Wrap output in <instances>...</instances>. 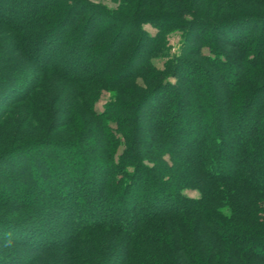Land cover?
Returning a JSON list of instances; mask_svg holds the SVG:
<instances>
[{"label": "trees", "instance_id": "obj_1", "mask_svg": "<svg viewBox=\"0 0 264 264\" xmlns=\"http://www.w3.org/2000/svg\"><path fill=\"white\" fill-rule=\"evenodd\" d=\"M111 1L0 0V264H264V0Z\"/></svg>", "mask_w": 264, "mask_h": 264}, {"label": "rangeland", "instance_id": "obj_2", "mask_svg": "<svg viewBox=\"0 0 264 264\" xmlns=\"http://www.w3.org/2000/svg\"><path fill=\"white\" fill-rule=\"evenodd\" d=\"M94 1L104 2L105 4L109 5L110 7H116L117 6V3H115L111 0H94ZM145 28L152 33L156 32V29L153 28L150 24H146ZM169 43H170V47H171V53L172 54L178 53L180 51V47H181V35H180V33L176 32V33L170 34L169 35ZM205 52H207V49H205ZM163 62H164V58L155 59V63L159 67L163 66ZM109 97H110V92H108V91L102 92L100 99L96 104V108L98 111L103 110L104 104L109 99ZM185 193L191 197H200V192L197 189H187V190H185Z\"/></svg>", "mask_w": 264, "mask_h": 264}]
</instances>
